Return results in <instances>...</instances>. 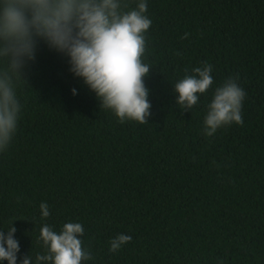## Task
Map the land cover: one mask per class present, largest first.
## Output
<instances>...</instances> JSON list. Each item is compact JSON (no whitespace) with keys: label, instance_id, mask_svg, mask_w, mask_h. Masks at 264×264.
Segmentation results:
<instances>
[{"label":"trees","instance_id":"obj_1","mask_svg":"<svg viewBox=\"0 0 264 264\" xmlns=\"http://www.w3.org/2000/svg\"><path fill=\"white\" fill-rule=\"evenodd\" d=\"M146 2L148 123L102 108L42 39L23 68L17 131L0 152V231L17 229V264L45 252V223L67 222L84 228L82 264H264V0ZM205 62L214 83L185 111L174 84ZM228 78L246 92L243 125L207 137ZM118 234L132 240L111 252Z\"/></svg>","mask_w":264,"mask_h":264},{"label":"clouds","instance_id":"obj_2","mask_svg":"<svg viewBox=\"0 0 264 264\" xmlns=\"http://www.w3.org/2000/svg\"><path fill=\"white\" fill-rule=\"evenodd\" d=\"M147 11L146 0H137L135 8L129 0H0V152L7 150L17 131L22 107L18 84L25 65L35 60L41 39L70 58V71L83 78L101 107L112 110L121 123H148L152 105L144 78L152 66L143 57L145 33L152 21ZM192 73L174 84L179 94L176 104L185 111L197 105L198 94L206 93L214 83L212 66L206 62ZM72 92L77 94L76 89ZM245 96L233 78L217 87L207 105L204 134L211 137L233 122L243 125ZM40 209L42 218L50 216L46 202ZM16 232L14 226L7 235L0 231V261L17 264ZM83 234L81 223H64L59 232L45 223L40 229L45 252L36 256V264H82L93 259L83 247ZM131 240L130 235L118 234L109 250L116 252ZM21 264H33L32 256H25Z\"/></svg>","mask_w":264,"mask_h":264}]
</instances>
